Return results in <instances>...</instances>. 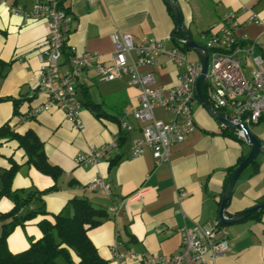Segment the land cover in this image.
<instances>
[{"label":"crops","instance_id":"0c3cea01","mask_svg":"<svg viewBox=\"0 0 264 264\" xmlns=\"http://www.w3.org/2000/svg\"><path fill=\"white\" fill-rule=\"evenodd\" d=\"M178 5L183 24L191 39L200 40L201 33L219 25L222 17L231 11L237 13L240 27L235 35L252 46V56H264V0H174ZM34 0H4L0 2V60L9 63L2 71L0 97L24 101L19 116L13 115L10 101L0 102V125H9L18 133L32 130L43 143L48 162L59 167L63 174L57 182L58 189L42 195L47 214L71 215L68 202L85 199L93 208L105 210L107 219L87 232L99 256L108 264L112 261L111 248L119 243L118 250L136 256L177 254L181 247L179 229L194 224L214 226L218 221L220 201L227 171L249 151L244 140H239L235 130L224 131L201 105L194 108L195 129L188 139L171 147L169 160L155 166L147 150L138 158L130 156L131 143L141 139V124L130 114L125 121L132 126L124 132L119 120L138 105V91L128 86L126 79L104 82L92 69L81 73L76 86V96L82 105L81 129L66 121L57 108L41 111L31 116L46 102L43 94L30 97V87L35 80L39 63L37 53L44 46L47 35L46 22L14 16L9 6L29 10ZM62 10L72 21L60 61V71H66L65 60L69 49L78 53H95L100 61L111 60L113 46L111 34H129L135 44L144 39H156L166 48L180 47L173 39L176 25L163 0H58ZM246 8L260 19L259 24L248 23ZM182 39V36H176ZM197 43V42H195ZM199 44V43H198ZM183 52H184V48ZM248 71L251 62L240 57ZM146 71V69H144ZM158 87H173L180 67L159 56L150 70ZM97 106L98 116L84 104ZM157 120L167 122L169 116L162 109ZM260 144L253 164L237 179L227 201L224 217L233 219L237 214L264 204V115L249 128ZM124 137L117 151L108 152L107 158L93 166L74 164L78 153L90 147H102ZM21 164L12 181L13 190L46 191L53 186L51 178L26 165L24 152L14 141L0 146V169L9 167L8 159ZM101 177L110 186L107 195L89 188L90 181ZM182 192L185 195L182 197ZM7 198L0 200V213L11 210ZM255 213V214H254ZM249 217L221 224L229 242V251L214 264H264V210ZM51 216L31 220L24 227H16L7 238L12 254L28 249L32 241L41 237L37 223ZM70 256L75 255L70 252ZM126 264H142L127 260Z\"/></svg>","mask_w":264,"mask_h":264},{"label":"built area","instance_id":"2783aa9c","mask_svg":"<svg viewBox=\"0 0 264 264\" xmlns=\"http://www.w3.org/2000/svg\"><path fill=\"white\" fill-rule=\"evenodd\" d=\"M4 2V0H0ZM14 16L46 22L47 35L44 46L37 53L39 70L30 87V97L43 94L46 102L38 107L31 116L52 108L60 110L74 128L81 129L80 113L82 104L76 96V86L81 73L94 70L104 82L126 79L128 86L138 91V105L119 120L124 132L132 126L125 118L131 115L141 124V139L131 143L130 156L138 158L148 150L155 166L169 160L171 147L186 141L195 129L194 108L200 104L196 94V81L200 75L199 62H189L183 52V38L173 36L180 47L166 48L163 42L156 39H144L135 44L129 34H111L113 46L111 60L100 61L95 53H78L69 49L65 64L66 71H60V61L65 51L71 16L59 8L58 0H34L32 7L9 6ZM240 14L248 13V23L259 24L260 19L246 8ZM234 11L226 13L219 25L210 27L200 35V45L208 57L207 72L199 86L203 102L213 113L238 126L236 136L243 140L244 127L249 129L258 123L264 115V56H252V46H246L244 38L238 39L235 31L240 27ZM159 56H164L181 72L176 74L173 87L155 85L150 71ZM247 57L251 68L247 71L241 64L240 57ZM146 69V71H144ZM202 91V94H201ZM155 109H162L169 116L167 122L157 120ZM222 125V124H221ZM223 126V125H222ZM225 127V126H223ZM118 140L111 141L102 147H90L74 158L79 167L93 166L107 158L108 152L118 150ZM93 191L110 193V186L101 177L93 178L89 183ZM185 195L182 192L181 196ZM181 247L177 254L166 258L162 255L136 256L118 250L119 243L111 248L112 261L115 264H126L127 260L140 261L142 264H214L230 248L219 221L214 226L198 225L179 229Z\"/></svg>","mask_w":264,"mask_h":264},{"label":"trees","instance_id":"16d2710c","mask_svg":"<svg viewBox=\"0 0 264 264\" xmlns=\"http://www.w3.org/2000/svg\"><path fill=\"white\" fill-rule=\"evenodd\" d=\"M59 8L62 9L60 3ZM175 36L182 35L176 31ZM8 65L10 62L4 63L0 60V79L3 77V69ZM202 97H204L203 94ZM3 101H10L13 106V115L19 116L20 106L24 101L30 102L31 99L21 101L0 97V102ZM84 106H87L92 113L98 116L97 106L87 103ZM226 130L228 129L225 128L224 131ZM239 140L242 139L239 138ZM9 141H14L18 148L24 152L26 165L51 178L54 184L46 191L13 190L12 181L22 165L9 158V167L0 169V200L7 198L12 203L9 212L0 213V264H56V260L60 256H63L69 264H108L99 256L87 235L90 229L99 226L108 218L106 211L93 208L85 199H72L68 202L70 216L63 213L47 214L42 195L58 189L57 182L63 174L62 170L48 162L43 150V143L32 130H26L20 134L9 123H3L0 125V146ZM123 142L124 137L121 135L118 138V147ZM244 159L242 157L227 171L223 193L232 173ZM38 216H51L52 221L46 218L41 219L37 223L41 233L40 239L32 241L24 252L12 254L7 247V238L16 227H24L27 222ZM70 252L75 255L76 261H72Z\"/></svg>","mask_w":264,"mask_h":264},{"label":"water","instance_id":"95a60500","mask_svg":"<svg viewBox=\"0 0 264 264\" xmlns=\"http://www.w3.org/2000/svg\"><path fill=\"white\" fill-rule=\"evenodd\" d=\"M165 4L168 6L170 12L172 13L175 25H176V30L179 31L182 35V38L184 40L183 46L194 50L198 54V62L200 63L201 66V71L200 75L197 78L196 81V94L198 96V99L200 101L201 106L204 108L206 112L217 122L225 126L226 128L236 130L238 128L237 125L231 123L229 120L224 119L220 114L218 113H213L209 110V108L205 105L203 102V99L200 95L199 92V86L202 82V79L204 75L207 72V65H208V57H207V52L206 50L198 43H195L189 36L188 32L186 31V28L183 24V18L181 11L176 4L174 0H163ZM245 136L243 137V140L245 143L250 146V151L248 155L245 157V159L238 165V167L234 170L232 173L228 185L223 193V196L220 201V207H219V212H218V221L221 224H229L230 222L234 221H240L243 220L247 217H249L252 213L257 212V211H262L264 210V204L254 206L252 208H249L239 214H237L233 219H227L224 217V211L226 208L227 201L231 195V192L233 190V187L241 175V173L255 160L256 156L258 155L260 151V144L255 138V136L250 132L249 129L245 128L243 129Z\"/></svg>","mask_w":264,"mask_h":264},{"label":"rangeland","instance_id":"374dc122","mask_svg":"<svg viewBox=\"0 0 264 264\" xmlns=\"http://www.w3.org/2000/svg\"><path fill=\"white\" fill-rule=\"evenodd\" d=\"M192 40L194 42H197V43L201 42L198 39V37H195V36H193ZM184 55H185L186 60H188L189 62H198V54L194 50L186 48L184 50ZM154 116L155 117H159L160 116L158 111H154ZM71 259H72V261H74V257H71ZM56 264H69V263L63 256H60L59 258H57Z\"/></svg>","mask_w":264,"mask_h":264}]
</instances>
